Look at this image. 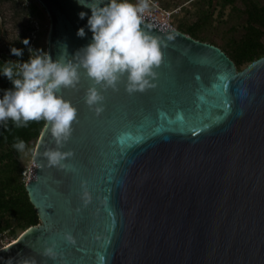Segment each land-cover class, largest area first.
Instances as JSON below:
<instances>
[{"label": "water", "instance_id": "water-1", "mask_svg": "<svg viewBox=\"0 0 264 264\" xmlns=\"http://www.w3.org/2000/svg\"><path fill=\"white\" fill-rule=\"evenodd\" d=\"M36 1L47 52L72 60L91 9ZM141 26L164 41L156 86L102 90L99 115L83 70L61 90L78 109L62 149L73 155L50 167L43 126L25 182L39 223L0 247V264H264V55L236 70L213 44L145 15Z\"/></svg>", "mask_w": 264, "mask_h": 264}, {"label": "clouds", "instance_id": "clouds-1", "mask_svg": "<svg viewBox=\"0 0 264 264\" xmlns=\"http://www.w3.org/2000/svg\"><path fill=\"white\" fill-rule=\"evenodd\" d=\"M77 2L91 9L87 28L92 39L75 53L72 60L63 55L53 59L42 49L29 48L27 61L9 60L0 68V73L13 85L0 97V124L11 120L15 127L21 128L31 121H44L55 143V148L43 153L50 167H67L65 161L73 155L62 149L71 138L78 109L63 97L61 90L75 88L81 70L92 82L84 101L99 115L104 110V90H117L121 82L125 83L129 94L155 87L156 69L163 59L164 41L141 26L144 14L150 10V0H136L135 4L130 0ZM86 15L83 11L79 13L81 19ZM77 36H85L83 27L78 29ZM22 43L28 46L29 38H24ZM10 51L16 57L23 55V50L17 47H11ZM26 147L25 141L19 139L13 144V148L21 153ZM83 198L85 202L89 199L86 187ZM45 254L54 255L51 248L46 249Z\"/></svg>", "mask_w": 264, "mask_h": 264}, {"label": "trees", "instance_id": "trees-1", "mask_svg": "<svg viewBox=\"0 0 264 264\" xmlns=\"http://www.w3.org/2000/svg\"><path fill=\"white\" fill-rule=\"evenodd\" d=\"M224 4L233 3L235 0H222ZM209 2V1H208ZM244 23L242 32L237 39L229 42L228 49L222 50L234 62L235 66L241 63H249L252 60L264 55V0H241ZM35 8L23 11V15L30 17L35 12ZM205 13L203 17H207ZM202 23L198 20L190 25L180 24L178 30L189 34L195 39L203 40L199 35ZM32 26H25L22 32L9 44L4 58L0 57V68L4 62L9 60L27 61L29 59L30 45L22 43L24 38H29ZM17 47L23 50L21 57L14 56L10 49ZM13 87L11 81L0 73V95L2 90ZM44 121H31L27 127L17 128L11 120L0 124V234L7 232L15 239L18 234L16 230H24L29 226L36 225L38 215L29 200L25 189V182L20 174L18 158L21 152L13 148L14 142L23 140L28 147L36 140L44 126Z\"/></svg>", "mask_w": 264, "mask_h": 264}, {"label": "rangeland", "instance_id": "rangeland-1", "mask_svg": "<svg viewBox=\"0 0 264 264\" xmlns=\"http://www.w3.org/2000/svg\"><path fill=\"white\" fill-rule=\"evenodd\" d=\"M130 2L135 4L136 0H130ZM25 3L26 10L35 8V13L30 17L22 14L24 9L18 3L12 1L0 3V57L2 58L6 56L9 44L26 25H31L33 28L30 32V48L33 50L42 49L47 52L46 43L49 31L47 13L36 0H25ZM241 9V0L226 4L222 0H150V10L146 14H153L158 19L166 18L169 25L177 30L180 24L187 26L198 20L202 23L199 35L203 39L198 40L213 44L221 50L223 48L227 50L229 42L237 39L243 31L241 26L244 23V15ZM166 13H169L168 17ZM205 13H208V16L204 18ZM246 65L247 63H241L235 68L240 70ZM4 91H1L0 97L3 96ZM34 146L35 143H32L26 147L25 152L20 153L18 162L21 176V172L27 171L32 163ZM20 232V230H16V234L19 235ZM12 240L14 239L7 232L1 233L0 247L7 245Z\"/></svg>", "mask_w": 264, "mask_h": 264}, {"label": "built area", "instance_id": "built-area-1", "mask_svg": "<svg viewBox=\"0 0 264 264\" xmlns=\"http://www.w3.org/2000/svg\"><path fill=\"white\" fill-rule=\"evenodd\" d=\"M145 16L165 25L166 27H168L169 29H173L174 27L170 26L169 23H168V20L166 18H163V19H158L156 16H154L153 14H144ZM166 16L168 17L169 16V13H166ZM175 29V28H174ZM22 173V179L24 180V182H26L28 179H29V176H30V167L28 168L27 171H24V172H21Z\"/></svg>", "mask_w": 264, "mask_h": 264}, {"label": "flooded vegetation", "instance_id": "flooded-vegetation-1", "mask_svg": "<svg viewBox=\"0 0 264 264\" xmlns=\"http://www.w3.org/2000/svg\"><path fill=\"white\" fill-rule=\"evenodd\" d=\"M7 1H12V2H15V3H18V5L20 7H22V9L26 10V8L24 6H26V3H25V0H0V3H5ZM38 3V2H37ZM28 11V10H26ZM39 223V222H38ZM37 223V224H38Z\"/></svg>", "mask_w": 264, "mask_h": 264}, {"label": "snow or ice", "instance_id": "snow-or-ice-1", "mask_svg": "<svg viewBox=\"0 0 264 264\" xmlns=\"http://www.w3.org/2000/svg\"><path fill=\"white\" fill-rule=\"evenodd\" d=\"M100 259L103 260V257H101Z\"/></svg>", "mask_w": 264, "mask_h": 264}, {"label": "bare ground", "instance_id": "bare-ground-1", "mask_svg": "<svg viewBox=\"0 0 264 264\" xmlns=\"http://www.w3.org/2000/svg\"><path fill=\"white\" fill-rule=\"evenodd\" d=\"M32 164V163H31Z\"/></svg>", "mask_w": 264, "mask_h": 264}]
</instances>
